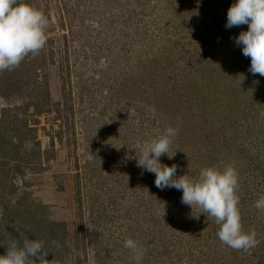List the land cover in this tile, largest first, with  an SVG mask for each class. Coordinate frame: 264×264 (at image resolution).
<instances>
[{
  "label": "rangeland",
  "instance_id": "rangeland-1",
  "mask_svg": "<svg viewBox=\"0 0 264 264\" xmlns=\"http://www.w3.org/2000/svg\"><path fill=\"white\" fill-rule=\"evenodd\" d=\"M235 2L35 1L47 42L0 72V255L28 239L44 241L48 264H136L132 238L141 264H264V76L235 43L248 25L225 26ZM168 126L175 154L160 159L177 176L238 171L243 229L259 241L249 252L137 166Z\"/></svg>",
  "mask_w": 264,
  "mask_h": 264
},
{
  "label": "clouds",
  "instance_id": "clouds-1",
  "mask_svg": "<svg viewBox=\"0 0 264 264\" xmlns=\"http://www.w3.org/2000/svg\"><path fill=\"white\" fill-rule=\"evenodd\" d=\"M245 24L247 30L235 37V43L242 46V54L250 58L249 71L264 76V0H236L228 8L226 28ZM48 27V17L26 0H0V72L17 68L29 54H38L47 42ZM178 131V128L168 126L144 143L137 166L155 175L154 183L158 189L181 191V203L191 209L195 206L200 209V214L214 218L222 244L249 252L259 241L255 229H243L238 171L232 164L223 168L212 165L202 168L195 177L187 171L177 176L178 166L163 164L160 158L164 155L173 158L175 152L169 154V149ZM254 207L264 211V194L255 201ZM124 247L130 250L136 264H141L146 253L143 246L127 238ZM47 255L43 240L12 241L0 255V264H48Z\"/></svg>",
  "mask_w": 264,
  "mask_h": 264
},
{
  "label": "trees",
  "instance_id": "trees-1",
  "mask_svg": "<svg viewBox=\"0 0 264 264\" xmlns=\"http://www.w3.org/2000/svg\"><path fill=\"white\" fill-rule=\"evenodd\" d=\"M17 82L22 83V81H20V80L13 81V82H11V84H9V85H8L9 82H7V83L5 82V84H4V89L6 90L7 88H9V89H8L9 92L16 91V90L18 89V87L20 86V84L17 83ZM27 83H28V82H27ZM14 127H15V129H14L13 131L16 132V130H17V125L15 124ZM19 127H20V128L22 127L23 130L25 131L23 135H20V136H19V139H26V138L29 137V135H31V134H30V131H32L31 126H30V128H29V127L24 126V124H23L22 126H19ZM14 210H15V209H14ZM52 226H54V225H52Z\"/></svg>",
  "mask_w": 264,
  "mask_h": 264
},
{
  "label": "flooded vegetation",
  "instance_id": "flooded-vegetation-1",
  "mask_svg": "<svg viewBox=\"0 0 264 264\" xmlns=\"http://www.w3.org/2000/svg\"><path fill=\"white\" fill-rule=\"evenodd\" d=\"M36 0H26V2L30 3L32 6H34Z\"/></svg>",
  "mask_w": 264,
  "mask_h": 264
}]
</instances>
